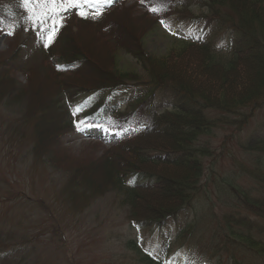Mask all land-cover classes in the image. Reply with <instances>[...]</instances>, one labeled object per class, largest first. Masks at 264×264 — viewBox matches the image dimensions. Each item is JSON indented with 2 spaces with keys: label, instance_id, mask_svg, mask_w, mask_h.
Wrapping results in <instances>:
<instances>
[{
  "label": "rangeland",
  "instance_id": "374dc122",
  "mask_svg": "<svg viewBox=\"0 0 264 264\" xmlns=\"http://www.w3.org/2000/svg\"><path fill=\"white\" fill-rule=\"evenodd\" d=\"M114 1L117 0L111 2ZM135 1L128 0L126 4H123L127 10L114 12L108 18L118 30L113 33L114 37L118 39L117 44H111L113 39L108 35V30L105 31V27L98 29V27L84 25L73 29L74 33L80 32L78 36H74L75 41L78 39L77 44L86 51L84 55H87V59L94 67L91 68L90 65H87L84 71L85 75H78L83 77L81 79L70 77V80L73 81L80 80V83H77L78 86H81L82 80L86 82L94 80L95 76L92 74L99 76L98 78H101L99 82H103L105 79L103 76L116 78L121 72L127 76V83L144 84L148 80V66L145 64L149 63L151 57L155 66L160 64L165 67V60L159 64L157 62L169 51H172L174 46L187 41L194 33L195 28L200 31L201 24H195L185 18L199 17L210 13L207 0H184L181 4L176 5L178 7L172 14L157 23L154 18L145 15L143 13L145 11L141 10L139 6H134ZM95 2L98 3V0ZM246 3L250 5L251 0H247ZM107 6L105 4L102 9ZM82 7L85 9L84 5ZM21 8L23 19L11 20L8 23V27L11 28L9 31L14 30V35H5V33L0 35V63L7 51L14 47V41L21 43L26 39L30 42L33 38L44 39L47 32V26L42 30L38 22L33 23L28 18L30 13L24 7L21 6ZM262 9H264V4ZM221 10L226 12L227 9ZM41 11L42 8L36 6V14ZM77 11L74 8L67 14L69 16L78 15ZM228 13L236 24L238 18L232 12L228 11ZM249 24L253 27L256 25L254 19ZM229 28V24H226L218 31L213 41L221 45L230 42L232 35ZM101 29L105 32H102ZM260 31L258 30V32ZM28 32L30 35H27ZM35 32L38 35H35ZM254 32L256 33L257 30ZM92 51L95 56L90 55ZM56 60V58L52 59L50 64L54 65ZM195 63L185 66L173 65V69L169 71L168 75H177L180 78L182 71L188 72L190 78H188L187 84L192 86L195 82L198 92L200 91L209 98L211 95L214 97L219 94L218 99L221 101L224 100L223 92L227 94L228 90L231 91V88L227 86L228 83L234 86L233 91L242 89L240 82L239 86L238 82L233 85V73H246L243 69L237 68L231 75L223 76L221 74L223 78L211 80L206 74L205 65L201 66L199 63ZM218 66L224 67L226 64L218 63ZM2 68L6 69V67ZM87 68L89 69L88 73H86ZM98 68L104 73H99ZM217 70L220 71V68L217 67ZM11 74L12 76L8 75V77H14L20 83V87L16 90L9 85L10 95L7 94V97L2 95L0 98V230L8 228L16 230L18 220L21 221L22 226L29 228V233L21 236L19 234L22 230L20 227L18 239L13 240L16 242L15 247H19L23 252L19 256L24 259L18 264H34L35 262L41 264L42 261L50 264L49 260H55L56 264H141L133 249L128 245L129 241L141 243L146 250L159 254L163 249L161 233L154 228L131 225L126 219L128 209L125 204V194L121 193L117 197L111 192L113 189L111 183L115 178L114 169L111 167L116 166V170L123 172L131 169L129 165L133 164V159H126L127 152L114 151L110 158L108 156L109 149H106L107 144H97L88 140L89 138L86 137V133L89 132L87 125H84L79 132L64 135L60 141L61 136H58L56 128L57 122L50 117L47 113L48 110L45 111L46 118L41 119L40 124L36 126L39 134L36 138L38 142L35 143V147L33 146L34 150H30L28 133H25L24 136L23 132H18L17 136L22 138L20 140L14 135H11V138L5 136L3 139L1 137V134L5 133V129H10L8 122L19 118L20 113L16 112L19 106L22 111L28 108L31 113L37 112L50 101V94L54 87L50 78L43 73L40 77L35 72L31 75H24L21 72ZM93 83H87L86 88L96 86ZM2 84L4 85L1 83V86ZM263 85L264 83L261 86L264 87ZM25 87L27 88L22 89ZM21 89L22 93H19ZM81 97H73V93L69 92L63 98L71 100L72 107L79 109L77 100ZM212 99L215 102L213 107L209 111L206 109L204 111V120L212 125L207 128L206 134L198 137L197 141L193 143V147H195L193 159L187 166L190 168L189 173H201L199 189L202 194L196 200L202 202L192 201L190 210H185L180 214L173 225L174 230L180 227L181 224L178 221L180 217H184V222L193 221L192 210L200 207L199 225H204L207 222L209 224L207 240L211 232V225L217 221L228 220L240 225L245 218L254 219L256 217V214L248 209L245 200H248L249 208L253 204L264 205V182H261L264 181V178L251 177L246 172L248 168H251L249 161L253 156L258 160L261 158L241 153L236 146L251 138L252 133L259 139L264 138V105L255 108L253 113L248 109L240 114L231 115L227 109L217 108L218 100ZM150 101L152 103V97ZM207 101L211 102L209 99ZM123 108L124 105H121V110ZM243 113L246 117L242 116ZM220 121L224 124H220ZM241 121H245V123L238 126ZM43 126H49L52 130L41 134L40 130ZM118 137L115 134L105 136V142L112 143ZM147 148L154 147L148 146ZM49 158L56 163V167L50 166ZM127 160L130 164L127 163ZM240 160L243 167L237 162ZM5 164L10 169L5 168ZM156 167L160 168V171L152 174H159L164 177V180H174L176 183H181V180L189 175L187 173L176 176L175 171L181 168L178 165L173 167L163 164ZM98 169L103 170L100 175L104 179L102 183L99 182L95 174ZM110 179L112 180L109 181ZM87 184L91 186V190H88ZM226 184L241 191V195L237 194L234 197L229 193V187ZM170 186L163 184L162 187L152 192L163 191L173 195ZM243 196L246 199H243ZM139 200L141 199L139 198ZM143 201L140 205H144L147 210L152 205L160 206L157 201L150 202L144 196ZM47 213H52L51 217ZM207 214L209 220L205 219ZM53 217L61 223L64 237L48 235L49 223H52ZM136 218H140L139 215ZM258 222L260 223V221ZM199 225L195 220L193 227L199 229ZM238 229L245 231L242 228ZM169 230L170 228L166 229L167 232ZM254 237L256 240H260L264 251V226L261 228V232H255ZM49 240L52 244H57L56 249L49 248ZM65 240L66 243L61 242ZM228 241L229 239H227ZM224 245L225 241L218 242L216 248L219 249V252L216 254L212 252V254L221 264H228L227 254L221 251ZM241 255L238 252L235 257H241ZM247 256L246 253L242 255V257ZM251 259L252 264L262 263L258 261V257Z\"/></svg>",
  "mask_w": 264,
  "mask_h": 264
},
{
  "label": "trees",
  "instance_id": "16d2710c",
  "mask_svg": "<svg viewBox=\"0 0 264 264\" xmlns=\"http://www.w3.org/2000/svg\"><path fill=\"white\" fill-rule=\"evenodd\" d=\"M173 1L179 4L181 3L180 1H184V0H144L143 3L156 5L158 4V2H173ZM263 4H264V0H251L250 5L247 4V7L242 9V8L234 7L233 0H210L209 8H208L210 10V13L207 16L205 15L204 18L207 23L206 25L208 26L214 25L213 28L211 29V34L217 33L219 29L224 27L226 24H229V26L232 27L230 29L232 33L233 32L236 33L234 37V42H236V45L233 51H229L228 54H225L226 56L220 55L219 52H216L214 46L210 44L211 43L210 41L206 42L202 40L199 42L197 41L187 42V43L184 42L181 43L180 45L174 46L172 48V51H169L166 56H164L161 60L157 62L159 64V62L165 60L164 62L165 67L160 66V64L155 66L152 57L149 59L148 61L149 63L145 64V66H148V80L146 81V83L148 85V89L150 90L147 96L140 100V103L148 101L146 105V110L149 114L152 115L150 120L151 129H147L143 132L144 134L138 136L136 135L128 139L127 141L120 143L117 146L112 147L108 150V156L110 158H112L114 151L121 150V152H127L126 159L129 158L133 159V164L129 165L131 169L127 172L116 170V166L111 167L112 169H114L113 175L115 177L113 179V183H111L113 185V189L111 190V192H113L114 195H116L117 197L121 193L125 194V204H126V208L128 209L127 219L129 221L132 222L148 221V222L163 224L166 219H168L169 217L173 216L176 212L181 210L184 207L185 203L187 204L189 200H192L200 190L199 188H200L201 173H192V174L189 173V175H187L185 178L181 180L182 181L181 183L179 182L176 183L174 182V180L170 181L169 179L164 180L163 176H160L159 174H152L153 172L160 171V168L156 166H161L163 164L173 167L178 165L181 167L188 168L187 166L192 162L194 155L193 150L195 147H193V143L197 141L196 139L198 137L206 134L207 128L210 125H212L204 120L205 117L204 111L205 109L208 111V109L213 107V104L215 102H213L205 94H202L200 91L198 92L196 88L197 84H195L194 81H193L194 83L191 81L193 85L190 86L189 84H187V82L181 83L180 78H178L177 75L176 76H172L171 74L168 75L169 71L173 69L172 66L173 65L185 66L189 63H195L194 59L192 58V53L195 52L200 56V61L195 64L199 63L201 66H203L204 64L205 65L204 69L206 71H210L213 69L217 70V67H219L220 72H222L221 74H223V76L226 75L228 76L231 75L233 72H235L237 70L236 69L237 66L239 65V61L240 59H242L243 56H248L251 59L259 61V63L264 68V9H262ZM224 8H226L229 12H232L234 16L238 18L236 24H234L235 22L233 21V19L230 18L228 11ZM221 9L226 10V12H223ZM122 10L125 11L127 9H122ZM108 18L109 17H107L106 20H104L105 21L104 23L109 24L106 26H115L111 21V19ZM253 19L256 23L254 27L251 24H249L250 21H252ZM213 22L215 24H213ZM81 25L82 22L79 21L76 24V27H81ZM91 27H95V26L92 25ZM68 30H69L68 32L63 34L64 43L61 46V50H60V55L65 63L64 72L68 73L70 69L69 68L70 65H75L76 68L71 76L72 77H79L78 75L83 76L85 75L84 71L86 70L85 67L87 65H90L91 68L94 67H92L93 65H91L90 61L87 59L86 57L87 55L86 56L84 55L86 51H84L83 48L77 44L78 39H76L75 41L74 36L75 35L78 36L80 32H75V33L71 32V27ZM113 30H115L114 32H118V30H116V27H114ZM254 30L255 31L257 30V32L255 33ZM258 30L261 31L258 32ZM113 43L115 42L111 41V44ZM218 63H225L226 66L224 67L218 66ZM98 71L99 73L103 72V70L99 68ZM88 72L89 69L86 73ZM92 75L95 76L93 77L94 80H91V82L89 81L86 82L82 80L81 86L80 85L78 86L80 80H74V81L70 80L71 76H69L68 74L64 75L62 81L60 82H62V85H64V88L66 89L70 88L72 90L85 92V90L87 89L86 88L87 83L95 82L93 84H96V86L88 88L91 89L92 91L95 90L104 91L106 89H111L118 85L126 83L127 80V76H125L124 73L122 72L119 74L118 77L116 76L117 79L114 77L108 78L106 75L103 76L105 78L103 82L101 81L99 82V80L101 79L98 78L99 76H96L94 74ZM82 76H80L79 78L80 79L83 78ZM223 76L221 77L223 78ZM231 85L232 84L230 83L227 84V86H229L230 88ZM228 91L226 92L227 94L223 92V96H224L223 101L218 99L219 94L215 95L214 98L215 100L216 99L218 100V103L216 102V107L221 109H227L228 113H230L231 115L240 114L244 110L246 111L248 109H252L253 107H256V105H259L261 103L264 104V99H262V97H264V87L262 86H260V88H258L256 92H240L236 96L233 93H231L230 90ZM160 92H162V94H160ZM164 93H166L168 95L167 98H169L167 103H172L171 108L167 111L164 110V112L161 114H157V112H155L157 106L155 105L153 109V105L150 101V98L152 97V100L154 99L155 103H159V101H157L155 97L157 94L161 96ZM53 98L54 96L52 97L50 94V101L43 107L44 109L50 108V110H55L56 108L54 102L55 98L54 100ZM208 99L211 102L207 101ZM160 104L162 105V103ZM56 109L58 110V108ZM242 116L246 117L244 113L242 114ZM54 120L55 122L58 123L59 118L57 117V119L55 118ZM99 123L109 127H114L108 124V122H105L104 117H99ZM219 123L224 124L222 121ZM243 123H245V121H241L240 123H238V126H241ZM56 128L58 129L57 125ZM174 129H176L177 131H173ZM33 132H34L33 137H35L36 135V137L34 138L36 139L39 134L37 133V128ZM148 136H162V137L170 138L172 139V143L171 145L168 143H158V145L141 144L140 140ZM172 145L174 146V148H172L174 150H168V151L164 150L170 148V146ZM148 146L154 148H147ZM156 148H159L161 150H157ZM240 149L247 153H254L258 157L262 158L257 163H255L251 168H249L246 172L251 177L260 176V178L263 179L264 178V140L254 139L249 143H247L246 145L240 146ZM148 152L156 153V155L149 154ZM192 152L193 154H191ZM60 159H62V157H60ZM48 162L49 164H51L50 166L56 167V163L52 162L51 158L48 159ZM127 163H129V160H127ZM127 173L134 175L140 174L149 177L151 176L157 177L156 178L157 182L154 185H152V187L137 186L135 188H126L122 181L123 179L121 178V175ZM111 180L112 179H110L109 181ZM99 182L101 181L99 180ZM83 184L86 185V183ZM163 184L171 185L170 190L173 191L171 192V194L179 197L175 203L177 205L175 204L170 206L152 205L148 208V210L144 205H140L144 202L143 196L146 197L147 192L153 190L155 191L156 189L162 187ZM226 185L228 186V184ZM86 187L88 188V190H91L90 189L91 186H89L88 184ZM229 189H230V194H232L234 197H236V195L240 193L232 186H229ZM139 198L142 201L139 200ZM243 198L246 199L244 196ZM245 201H247V206L249 209L248 200ZM258 206L260 205L253 204L250 207V209L252 210V212L256 213V215L260 216L261 218H264V205H261L260 206L261 208ZM142 208H145L147 211H150L151 213L149 214L148 217L136 218V216L141 213L140 209ZM231 225L232 224L229 221H226L225 226H222L225 228H223L222 230L227 229L228 233H231V238H233L232 242L238 241L240 243V246L244 248L251 249L257 247L258 243L255 239H253L251 235L249 236H241L240 234L237 235V233L234 232V230H231L232 228ZM191 229L192 228H190V230ZM251 229L253 228L249 227L248 230ZM150 264L153 263L150 262Z\"/></svg>",
  "mask_w": 264,
  "mask_h": 264
},
{
  "label": "bare ground",
  "instance_id": "6f19581e",
  "mask_svg": "<svg viewBox=\"0 0 264 264\" xmlns=\"http://www.w3.org/2000/svg\"><path fill=\"white\" fill-rule=\"evenodd\" d=\"M247 0H233L234 3V7L236 8H246L247 7ZM89 48V47H88ZM90 51V48H89ZM90 55L95 56V54L92 52H90ZM192 58L194 59V61L199 62L200 61V56L197 53H192ZM241 68H239V67ZM237 66V68L239 69H243L244 72L246 73H240V72H236L233 73L234 78H233V83L238 82V86H239V82L242 85L241 86V90L237 91H233L232 89L234 88V86L231 85V93H233L235 96L238 95L240 92H256L258 90V88H260V86L264 83V68L263 66L259 63V61L251 59L248 56H243L242 59H240L239 61V65ZM236 68V69H237ZM206 74L208 75V77L211 80H215L218 79L219 77H221V73L220 71L213 69L210 71H206ZM188 78H190L188 72H183L180 74V81L181 83L183 82H187ZM214 87V86H212ZM195 90V89H194ZM233 91V92H232ZM214 98L212 95L210 96V99L213 101L212 98ZM52 129L49 126H43L40 130V133L42 134L43 132H50ZM141 143L143 145H158V143H168L171 145L172 143V139L170 138H166V137H162V136H148L146 138H142ZM161 146V145H159ZM170 148H174V146H170ZM190 172V168H184L181 167L178 170L175 171V173H177L176 176H181V175H185L187 173ZM103 173V170L98 169L97 172H95L96 177H98V179L103 182L104 179L100 177V175ZM146 198L150 199V201H157L159 203V205L162 206H170L176 203L177 200V196L174 195H169L166 192L163 191H158V192H147L146 193ZM169 204V205H168ZM141 213L139 214L140 218H144V217H148L149 214L151 213L150 211H147L145 208L140 209Z\"/></svg>",
  "mask_w": 264,
  "mask_h": 264
},
{
  "label": "snow or ice",
  "instance_id": "6c2138e0",
  "mask_svg": "<svg viewBox=\"0 0 264 264\" xmlns=\"http://www.w3.org/2000/svg\"><path fill=\"white\" fill-rule=\"evenodd\" d=\"M91 0H21V6L30 13L29 19L33 23H37L43 30L47 26V32L45 34V47L48 46L49 42L55 39L56 33L59 31L60 27L63 26L65 20V13L71 9H77V14L82 18H98L103 14L102 11H92L88 12L82 7V5L90 3ZM106 3H110L111 0H104ZM143 3L144 0H141ZM36 6H40L42 11L36 14ZM153 12L156 11L155 8L151 9ZM163 24L164 21L162 20ZM5 35H14V30L5 33ZM79 111V109H77ZM85 121L79 120L76 123L75 131H81L80 125L84 124Z\"/></svg>",
  "mask_w": 264,
  "mask_h": 264
}]
</instances>
